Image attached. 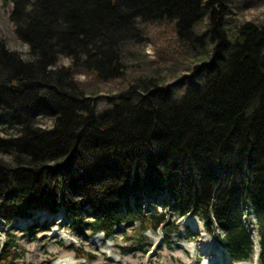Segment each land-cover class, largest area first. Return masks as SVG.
Masks as SVG:
<instances>
[{
  "label": "trees",
  "instance_id": "16d2710c",
  "mask_svg": "<svg viewBox=\"0 0 264 264\" xmlns=\"http://www.w3.org/2000/svg\"><path fill=\"white\" fill-rule=\"evenodd\" d=\"M7 1L27 51L0 39V216L62 212L73 233L145 226L164 242L177 226L150 206L160 201L197 216L238 262L253 254L242 220L250 206L264 264V24L244 21L232 37L228 0ZM172 19L205 59L170 83L135 78L98 109L75 76L123 75L124 45L142 39L143 24ZM9 236L3 256L15 247Z\"/></svg>",
  "mask_w": 264,
  "mask_h": 264
},
{
  "label": "rangeland",
  "instance_id": "374dc122",
  "mask_svg": "<svg viewBox=\"0 0 264 264\" xmlns=\"http://www.w3.org/2000/svg\"><path fill=\"white\" fill-rule=\"evenodd\" d=\"M225 6L226 25L232 37L236 35L235 27L244 21L264 24V0H228ZM10 8L9 1L0 0V39L5 40L9 49L25 56L27 47L14 35L8 17ZM200 25V29L206 28L205 23ZM188 43L187 40L178 38L174 19L143 24L142 39L138 43H129L123 47V62L126 65L123 75L106 81L97 79L92 73H78L75 78L84 84L87 94L96 97L97 108L102 109L108 105L105 95L119 92L135 78L155 76L165 83L183 79L191 66L206 57L198 49L200 43L193 44L198 48H191ZM68 62V58H62L63 64ZM42 122L46 126L50 125L47 117H43ZM154 205L158 211L164 212L169 223L177 226V229L171 231L167 241L163 242L165 235L161 229L145 230V226H136L134 229L119 226L109 238L101 234L100 241L93 242L98 234L89 235L88 230L83 234L73 233L59 216L50 219L56 226L44 231L29 229L32 223L30 220L27 223L17 221L4 227L12 234L15 247L8 246L6 254H0V264H54L68 258H74L76 264H203L206 254L201 249L200 240L207 237L210 242L206 247L210 252L208 257L213 258L212 264H259L254 259L255 255H249L246 259L236 261L237 263L230 262L225 250L219 246L217 237L205 232L202 221L191 216L176 217L172 209L160 201L156 204L150 203V206ZM185 220L188 222H184ZM242 220L250 236L258 238L257 219L250 206L245 207ZM215 231L223 235L217 227ZM9 235L5 234L0 239V246L10 238ZM70 246L85 252L87 259L74 254ZM89 254H93V257Z\"/></svg>",
  "mask_w": 264,
  "mask_h": 264
},
{
  "label": "bare ground",
  "instance_id": "6f19581e",
  "mask_svg": "<svg viewBox=\"0 0 264 264\" xmlns=\"http://www.w3.org/2000/svg\"><path fill=\"white\" fill-rule=\"evenodd\" d=\"M184 222H188V220H185ZM192 223H195V221H193ZM101 238H102L101 234H98L94 237L93 242H95V240H96V242L97 241L99 242ZM200 241H201L200 242L201 249L203 248V251L206 254L203 264H212L213 258L208 257V256H210V255H208V254H210V252L207 251L208 247H206V245H209L210 239L207 237L206 239L200 240ZM64 261H66L68 264H76V262H74V258H68L67 260H64Z\"/></svg>",
  "mask_w": 264,
  "mask_h": 264
}]
</instances>
